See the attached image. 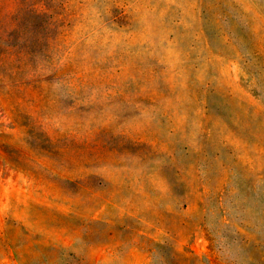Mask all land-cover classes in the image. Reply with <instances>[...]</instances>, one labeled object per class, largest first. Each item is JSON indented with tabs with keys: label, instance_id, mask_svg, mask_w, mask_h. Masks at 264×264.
<instances>
[{
	"label": "rangeland",
	"instance_id": "374dc122",
	"mask_svg": "<svg viewBox=\"0 0 264 264\" xmlns=\"http://www.w3.org/2000/svg\"><path fill=\"white\" fill-rule=\"evenodd\" d=\"M0 264H264V0H0Z\"/></svg>",
	"mask_w": 264,
	"mask_h": 264
},
{
	"label": "bare ground",
	"instance_id": "6f19581e",
	"mask_svg": "<svg viewBox=\"0 0 264 264\" xmlns=\"http://www.w3.org/2000/svg\"><path fill=\"white\" fill-rule=\"evenodd\" d=\"M153 218V217H152Z\"/></svg>",
	"mask_w": 264,
	"mask_h": 264
}]
</instances>
